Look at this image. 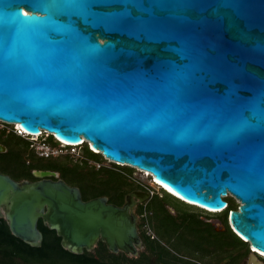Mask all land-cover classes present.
I'll return each instance as SVG.
<instances>
[{"label":"water","instance_id":"obj_1","mask_svg":"<svg viewBox=\"0 0 264 264\" xmlns=\"http://www.w3.org/2000/svg\"><path fill=\"white\" fill-rule=\"evenodd\" d=\"M0 120L87 140L207 211L230 193L246 264H264V0H0ZM32 175L0 172L14 236L40 246L41 220L74 254L98 237L112 252L142 248L134 211L147 191L116 205L83 200L56 171Z\"/></svg>","mask_w":264,"mask_h":264},{"label":"trees","instance_id":"obj_2","mask_svg":"<svg viewBox=\"0 0 264 264\" xmlns=\"http://www.w3.org/2000/svg\"><path fill=\"white\" fill-rule=\"evenodd\" d=\"M44 140L55 145V138L51 134L46 135ZM0 143L6 147V151L0 153V172L8 174L17 181L35 180L36 178L32 175L34 169L56 171L67 184L80 189L82 199L106 196L109 202L116 205H122L125 195L130 191L144 190L142 185L132 177L133 167L115 163L102 164V154L91 151L86 142L80 145L82 157L78 160H73L68 154L58 157L39 156L30 146V141L5 128H0ZM90 160L101 164L96 167L95 164L89 163ZM161 191L164 190L161 189ZM164 198V194L155 191L147 201L135 207L138 233L144 242V249L132 264H151V262L152 264H198L177 257L162 245L153 247L150 235L143 228L144 220L140 218L143 211L147 214L153 233L160 240L166 241L176 252L187 257H195L203 264H246L249 245L240 239L227 223L228 212L237 208L232 197H225L227 206L217 213L220 223L224 225V230H215V227L203 220L196 211L172 213L167 209L169 203ZM0 223H6V221L0 218ZM38 223L42 221L39 220ZM41 229L44 237L54 236L58 239L50 229L44 226H41ZM18 245L19 252L23 253V259L20 261L12 257L14 251L12 244H0V261L3 264H49L54 260L60 264H66V262L82 264V255L67 251L58 241L44 239L38 247L24 242H19ZM148 252L157 255L151 260L152 256ZM124 262H127V258L121 253L120 264Z\"/></svg>","mask_w":264,"mask_h":264},{"label":"flooded vegetation","instance_id":"obj_3","mask_svg":"<svg viewBox=\"0 0 264 264\" xmlns=\"http://www.w3.org/2000/svg\"><path fill=\"white\" fill-rule=\"evenodd\" d=\"M60 177V176H59ZM52 179H55L54 177H51ZM36 180V179H35ZM33 181V180H32ZM82 197V195H81ZM90 199V198H88ZM88 199H83V200H88ZM108 199V198H107ZM109 202V201H108ZM139 204V203H138ZM137 204V205H138ZM136 205V206H137ZM174 213V212H172ZM203 220L209 222V223H213L211 220H216L219 221L218 217H204ZM41 226L46 227L48 229H50L45 223H37V228L39 229V231L42 234V240L44 239H48L49 241L53 240V241H58L60 244V240L61 238L56 234V231L53 229H50L51 231L54 232L55 236L58 237L55 238L53 237H44V232L41 229ZM152 231V230H151ZM11 235V236H10ZM141 239V238H140ZM156 240V241H155ZM19 242H24L21 239H19L18 237L14 236L10 230L9 224L8 223H0V244H12V248L14 249L13 251V255L12 257L17 260L20 261L23 259V253L19 252ZM142 248L139 249L137 255H126L121 251H117V252H112L108 249L105 240H103L101 237H98L95 241L94 244L92 246V248L90 250H83V252L80 254L82 255V264H120L121 263V253H123L125 255V257L127 258V262H124L123 264H132V262L136 261L137 258L140 255V252L144 249V242L142 241ZM150 242H153L152 246L153 247H157V246H164L166 248H168L174 255H176L177 257H180L182 259H188L191 262H196L198 264H203L202 262H200L199 260H196L195 257H187L185 255H182L178 252H176L175 250H173L172 248H170L168 245V243L164 240H160L152 231V235H150ZM159 244H158V243ZM25 243V242H24ZM157 243V244H156ZM27 244V243H26ZM29 245V244H28ZM31 246V245H30ZM62 247V246H61ZM148 254L150 256H152L151 260H153L156 257V253H152L150 254V252H148ZM59 261V260H58ZM0 264H3L0 261ZM20 264V263H17ZM32 264H37V263H32ZM49 264H60L57 263V260H54L52 262H50ZM62 264V263H61ZM66 264H72L71 262H66ZM152 264V262H151ZM172 264V263H169Z\"/></svg>","mask_w":264,"mask_h":264},{"label":"built area","instance_id":"obj_4","mask_svg":"<svg viewBox=\"0 0 264 264\" xmlns=\"http://www.w3.org/2000/svg\"><path fill=\"white\" fill-rule=\"evenodd\" d=\"M0 127L1 128H5L7 131L12 130L13 132H15L16 134L26 138L28 141H30V146L35 150V152L37 153V155L39 156H43V157H58L61 155H70L72 157H75V160L80 159L82 156H79V153H76V148L78 146H80L81 144H75V145H70L65 143L64 141L61 140H56L55 139V145H51L49 143H47L44 140V137L50 133L45 132V131H41L39 134H29L26 131H24L22 128L18 127L17 124L15 123H8L5 121L0 120ZM43 132H45V135H42ZM103 161L109 164L115 163L118 164L117 162L108 159L107 157L103 156ZM96 165V167H99V165L101 164L100 162L97 163H93ZM149 176V175H148ZM142 185V187L144 188V191H147L149 193V197H151L154 194V188L149 186V185H145L143 183H140ZM159 189H163L162 187H160ZM140 218H142L144 220L143 228L145 229L146 233L149 235H152V231L151 228L149 226L148 223V219H147V214L145 211H143L140 214Z\"/></svg>","mask_w":264,"mask_h":264},{"label":"rangeland","instance_id":"obj_5","mask_svg":"<svg viewBox=\"0 0 264 264\" xmlns=\"http://www.w3.org/2000/svg\"><path fill=\"white\" fill-rule=\"evenodd\" d=\"M42 135H45V132H43ZM75 150H76V153H79V156L82 154V148L80 146H78ZM75 157H72V159L75 160ZM89 163L93 164V162L91 160L89 161ZM102 164L109 165V163H106L104 161L102 162ZM133 168H134V171L132 173V177L136 181H138L139 183H143L145 185L151 186V178L149 176H144L143 173L138 171L135 167H133ZM153 188H154V191H157L158 193L164 194V196H165L164 199L169 203V205H167V209L169 210V208H172L173 211H176V213L178 212V214H181V213L186 212V211H188V212L189 211H196V212H198L200 214V217L203 219L204 217H217V213H219V212L215 213V212L204 211V210H202V209H200L198 207H195L193 205H189L187 203L181 202L180 200L176 199L172 195H169V194L165 193L164 191H161V189H159V188H155V187H153ZM228 196H230V195H228ZM234 202L238 206V202L235 199H234ZM211 221L214 224H216L217 227L221 226V225L218 224V223H220V221H216V220H211Z\"/></svg>","mask_w":264,"mask_h":264},{"label":"bare ground","instance_id":"obj_6","mask_svg":"<svg viewBox=\"0 0 264 264\" xmlns=\"http://www.w3.org/2000/svg\"><path fill=\"white\" fill-rule=\"evenodd\" d=\"M14 124H15V123H14ZM16 124H17V126L19 127L18 123H16ZM45 132H46V131H45ZM84 142H87V140H82V143H84ZM87 143H88V142H87ZM118 164H122V163H118ZM124 165H126V164H124ZM133 167H135V166H133ZM135 168H136L138 171L142 172L144 176H148V175H150L149 177L151 178V182H152V183H154V184H156V185H159V186L165 188L169 193H171V194H173V195H175V196H178L177 194H175L174 192H172L168 187H166L164 184L160 183V182L157 181L156 179H152L153 176H152L149 172L144 171V170H142V169H140V168H138V167H135ZM229 195H230V193H229ZM178 197H179V196H178ZM237 201H238V200H237ZM208 210H210V211H215V210H211V209H208ZM252 251H256V250H255V249H252ZM257 253L262 254V253H260V252H258V251H257ZM262 255H264V254H262Z\"/></svg>","mask_w":264,"mask_h":264},{"label":"clouds","instance_id":"obj_7","mask_svg":"<svg viewBox=\"0 0 264 264\" xmlns=\"http://www.w3.org/2000/svg\"><path fill=\"white\" fill-rule=\"evenodd\" d=\"M52 135V134H51ZM55 138V137H54ZM56 140H59V139H57V138H55ZM87 143V142H86ZM88 144V143H87ZM88 146H89V144H88ZM96 153H100L99 151L98 152H96ZM120 165H124V164H120ZM163 188V187H162ZM163 190L165 191V192H167L168 193V191L167 190H165V188H163ZM171 194V193H170ZM172 196H174V197H176L177 199H179V200H181V201H183L182 199H180L179 197H177V196H175V195H173V194H171ZM184 202V201H183ZM186 203V202H185ZM188 204V203H187ZM189 205H191V204H189ZM194 206V205H193ZM195 207H197V206H195ZM199 208V207H198ZM200 209H202V208H200ZM202 210H204V211H207V210H205V209H202ZM207 212H212V211H207ZM218 212H220V211H218ZM215 213H217V212H215Z\"/></svg>","mask_w":264,"mask_h":264}]
</instances>
